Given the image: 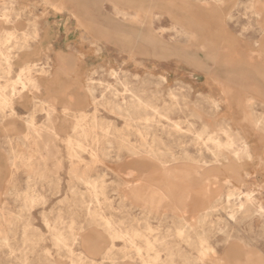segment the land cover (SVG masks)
I'll return each instance as SVG.
<instances>
[{"label": "rangeland", "instance_id": "rangeland-1", "mask_svg": "<svg viewBox=\"0 0 264 264\" xmlns=\"http://www.w3.org/2000/svg\"><path fill=\"white\" fill-rule=\"evenodd\" d=\"M0 264H264V0H0Z\"/></svg>", "mask_w": 264, "mask_h": 264}, {"label": "bare ground", "instance_id": "bare-ground-1", "mask_svg": "<svg viewBox=\"0 0 264 264\" xmlns=\"http://www.w3.org/2000/svg\"><path fill=\"white\" fill-rule=\"evenodd\" d=\"M130 152L133 153V151H130ZM132 166L133 167H137V166H135V164H132ZM149 181H151V179ZM134 182L136 183L137 181H134ZM134 187L135 188H133V190H131V192H133L136 195H138L139 191L136 189L137 186H134ZM251 196H252L251 192L247 191V192L242 194L241 200H243V199L248 200ZM146 197H148L147 198V202L150 205L151 204H158V205H163L165 207H172L174 209V211L176 212V214L181 219H183V217L186 214L185 209H183L181 206L178 207V206H174L173 205V203H172V201L170 199V193L167 190H164V189H161V188H157L156 191L151 192V194L149 196H146Z\"/></svg>", "mask_w": 264, "mask_h": 264}]
</instances>
